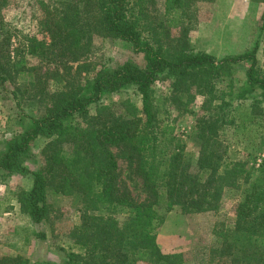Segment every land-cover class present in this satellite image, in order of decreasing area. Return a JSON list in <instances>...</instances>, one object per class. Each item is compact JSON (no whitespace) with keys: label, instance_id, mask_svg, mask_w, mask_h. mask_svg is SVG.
Here are the masks:
<instances>
[{"label":"trees","instance_id":"16d2710c","mask_svg":"<svg viewBox=\"0 0 264 264\" xmlns=\"http://www.w3.org/2000/svg\"><path fill=\"white\" fill-rule=\"evenodd\" d=\"M9 1L0 0V9ZM31 1L43 13L39 31L48 39L26 34L13 55L0 50V88L17 108L37 109L24 112L27 127L2 140L0 179L31 178L15 199L35 223L47 218L49 194L79 200V220L70 231L78 250L64 264H181L183 253L163 252L156 242L166 215L215 211L225 190L242 184L232 225L212 229L207 264H264V156L252 170L230 160L219 139L226 125L244 132L264 118L258 42L223 57L195 50L189 32L198 24V2L213 0H163L161 11L154 0ZM261 21L264 30V6ZM98 37L128 43L144 63L89 61ZM240 62L247 64L245 81L235 90ZM160 79L170 82L168 93L155 92ZM51 81L58 84L53 92ZM130 86L139 104L128 98L119 107L104 103ZM197 95L201 114L192 108ZM236 99L248 105L237 103L235 110ZM190 114L195 122L185 140L176 135L175 122ZM37 137L45 139L42 162L31 169L29 143ZM136 186L142 194L133 193ZM0 264L31 262L2 255Z\"/></svg>","mask_w":264,"mask_h":264},{"label":"rangeland","instance_id":"374dc122","mask_svg":"<svg viewBox=\"0 0 264 264\" xmlns=\"http://www.w3.org/2000/svg\"><path fill=\"white\" fill-rule=\"evenodd\" d=\"M163 0H154L153 6L162 10ZM263 0H213L198 2V24L190 30L189 38L195 50H201L217 57L245 52L258 42L257 58L264 72V30L261 29ZM43 13L36 2L31 0H10L5 8L0 9V50L9 51L25 41V35H35L39 39H48L39 31V21ZM96 51L88 58L89 61H105L121 63L132 60L143 64L142 53H135L128 43L108 37H98L95 40ZM36 59L30 58V62ZM76 64L73 65L75 68ZM246 62H240L234 74V87L243 85L245 81ZM168 80H158L154 89L157 94L169 92ZM222 83V88L228 89ZM6 89H11L6 84ZM58 89L54 81L49 83L48 90ZM130 99L139 104L140 96L135 87L130 86L110 95L104 103H112L119 107L120 101ZM202 97L197 95L192 108L196 114L200 110ZM241 108L248 105V100H234L232 107ZM23 108L25 110H23ZM231 108V107H230ZM37 104L17 108L12 95L0 88V151L3 141L28 126V117L24 112L35 113ZM89 113H96L95 105H91ZM172 116L177 113L171 112ZM196 116V115H195ZM194 115L181 116L175 122V133L186 140L195 122ZM219 139L227 148L230 160L245 161L247 167L255 169L264 156V118L250 125L241 132L235 125H226L219 134ZM3 140V141H2ZM189 141V140H187ZM45 139L37 137L29 143V157L26 165L36 169L41 164V148ZM188 148L196 151L191 142ZM121 168L125 163L120 161ZM125 173V170L122 171ZM254 175V174H253ZM31 178L13 174L6 179H0V256L21 255L30 260L31 264H64L68 254L77 251L70 231L79 220L81 203L73 196L48 195L49 212L47 218L39 223L32 222L22 213L15 199L20 189H29ZM133 188L134 194H142ZM240 189H227L215 211L200 213H184L179 210L170 211L159 231L156 242L163 252H181L184 261L181 264H207L209 249L214 242L212 229L215 224L232 225L234 208ZM144 264V263H137ZM227 264V263H222Z\"/></svg>","mask_w":264,"mask_h":264}]
</instances>
